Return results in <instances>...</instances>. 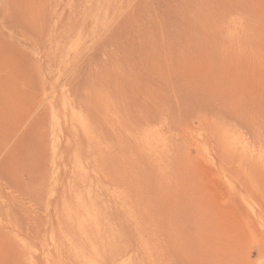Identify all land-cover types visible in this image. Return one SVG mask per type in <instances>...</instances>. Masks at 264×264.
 Returning a JSON list of instances; mask_svg holds the SVG:
<instances>
[{
    "label": "rangeland",
    "instance_id": "obj_1",
    "mask_svg": "<svg viewBox=\"0 0 264 264\" xmlns=\"http://www.w3.org/2000/svg\"><path fill=\"white\" fill-rule=\"evenodd\" d=\"M112 233L264 264V0H0V264H123Z\"/></svg>",
    "mask_w": 264,
    "mask_h": 264
},
{
    "label": "bare ground",
    "instance_id": "obj_2",
    "mask_svg": "<svg viewBox=\"0 0 264 264\" xmlns=\"http://www.w3.org/2000/svg\"><path fill=\"white\" fill-rule=\"evenodd\" d=\"M152 1V0H151ZM188 1V0H187ZM154 2V1H153ZM159 4V3H158ZM153 5H154V3H153ZM185 5V4H184ZM158 8V7H157ZM177 8V7H176ZM180 9V8H179ZM170 11V10H169ZM187 12V11H186ZM174 14V13H173ZM161 15V14H160ZM166 15H167V13H166ZM165 15V16H166ZM156 16V15H155ZM190 16V15H189ZM162 17V16H161ZM169 17V16H168ZM166 18V17H165ZM223 18V17H222ZM165 20V19H164ZM196 21V20H195ZM227 21V20H226ZM228 22H230V21H228ZM210 23V22H209ZM230 24V23H229ZM168 25V24H167ZM173 25V24H172ZM192 26V25H191ZM196 27V26H195ZM217 31V30H216ZM196 32V31H195ZM206 37V36H205ZM208 39V38H207ZM254 39V38H253ZM196 40V39H195ZM211 40V39H210ZM222 40V39H221ZM223 41H224V39H223ZM222 41V42H223ZM235 41V40H234ZM251 41V40H250ZM186 42V41H185ZM202 42V41H201ZM212 42V41H211ZM225 42H226V40H225ZM240 42V41H239ZM134 43V42H133ZM219 43V42H218ZM236 43V42H235ZM214 44V43H213ZM239 44V43H238ZM220 45H223V44H220ZM234 45V44H233ZM160 46V45H159ZM199 46V45H198ZM211 46V45H210ZM200 47V46H199ZM198 47V48H199ZM204 47V46H203ZM215 47H216V45H215ZM220 49V48H219ZM172 50V49H171ZM224 50V49H223ZM229 51V50H228ZM228 51H226V52H228ZM221 52H223V51H221ZM160 53V52H159ZM228 53H226V55H227ZM230 54V53H229ZM234 55V54H233ZM228 57V56H227ZM166 58V57H165ZM226 58V57H225ZM232 58V57H231ZM238 58V57H237ZM214 60H216L215 59V56H214V58H213ZM219 59H220V57H219ZM233 59V58H232ZM218 60V59H217ZM223 60V59H222ZM226 60V59H225ZM225 62V61H224ZM86 80H87V78H86ZM85 81V80H84ZM88 81V80H87ZM90 81V80H89ZM92 81V80H91ZM89 83V82H88ZM88 86H89V84H88ZM84 87V86H83ZM82 87V88H83ZM86 87V86H85ZM88 88H90V87H88ZM77 89V88H76ZM85 89H87V87L85 88ZM84 89V90H85ZM77 91H79V90H76V92ZM81 93V92H80ZM82 96V95H81ZM90 98V97H89ZM80 99V98H79ZM79 108V107H78ZM85 113V112H84ZM83 113V114H84ZM87 113V112H86ZM85 113V114H86ZM150 132H151V130H149ZM148 131V132H149ZM148 134V133H147ZM144 135V134H143ZM146 135V134H145ZM150 135V134H149ZM148 135V136H149ZM147 136V137H148ZM144 138V137H143ZM145 139H147V138H145ZM155 139V138H154ZM143 140V139H142ZM143 142H145V141H143ZM146 142H148V141H146ZM79 187V186H78ZM82 189V188H81ZM75 190V189H74ZM74 192H76V190L74 191ZM78 192V191H77ZM84 193V192H83ZM75 194V193H74ZM90 194V193H89ZM93 194V193H92ZM80 195V194H79ZM82 195V194H81ZM74 198V197H73ZM82 198L83 197H81V201H80V199H79V203H81L83 200H82ZM94 198V197H93ZM74 199H76V198H74ZM90 200V199H89ZM84 201H87V200H84ZM83 201V202H84ZM93 201V200H92ZM77 202H78V200H77ZM83 202L80 204L81 205V207H80V205H79V207L80 208H83V210H84V208L85 207H83ZM88 202H90V201H88ZM78 203V204H79ZM87 203V202H86ZM88 204V203H87ZM90 204V203H89ZM93 204V203H92ZM92 204H90L91 206H92ZM77 205V204H76ZM84 206H85V203H84ZM90 208V207H89ZM88 208V209H89ZM93 210L95 209L94 208V205H93ZM134 208V207H133ZM139 209H141V208H139ZM80 210V209H79ZM81 211H82V209H81ZM85 211V210H84ZM86 211H88L87 210V207H86ZM90 211V210H89ZM89 211H88V213H89ZM142 211V210H141ZM91 212V211H90ZM131 212H134V210L133 211H131ZM136 212H138V210H136ZM82 213H83V211H82ZM87 213V214H88ZM96 213V212H95ZM111 213V212H110ZM84 214V213H83ZM94 215V214H93ZM97 215L98 214H96V217H97ZM102 216L103 217V220H104V215H102V214H99V216ZM109 215V214H108ZM111 215V214H110ZM141 215V214H140ZM147 215V214H146ZM87 216V215H86ZM100 216V217H101ZM106 217H107V215H105ZM135 216V215H134ZM139 216V215H138ZM149 216V215H148ZM143 218L142 217V215L141 216H139V218ZM140 218V219H141ZM148 218V217H147ZM84 219H86L85 218V214H84ZM88 219H89V216H88ZM88 219H87V221H88ZM92 218H90V220H91ZM106 219V218H105ZM115 219V218H114ZM144 219L145 218H143L142 220H141V223H143L144 222ZM100 220V219H99ZM84 221V220H83ZM106 221V220H105ZM109 220H107V222H108ZM126 221H127V219H126ZM145 221H146V219H145ZM148 221H150V220H148ZM89 222V221H88ZM93 222V221H92ZM91 222V224H92V227H94L95 225L93 224ZM101 223L103 222V221H100ZM154 222V221H153ZM98 223V222H97ZM111 223V222H110ZM139 223V222H138ZM155 223V222H154ZM85 224H87V223H85ZM90 224V223H89ZM103 224H104V222H103ZM106 224V223H105ZM108 224V223H107ZM107 224H106V227H107ZM96 225H98V224H96ZM112 225V224H111ZM126 225V224H125ZM105 226V225H104ZM151 226V225H150ZM130 227V226H129ZM132 227V226H131ZM139 227V226H138ZM137 227V237L139 238V242L137 241V245H136V250H138V249H141V250H144V252H146L147 254H150V246H148V245H150L149 243V241H148V239L147 238H149V236H146V238H143V237H141V234H140V232H138V230H139V228ZM141 227V226H140ZM101 228H102V230H103V227H102V225H101ZM123 228V227H122ZM90 229H92V228H90ZM99 229V228H98ZM106 229V228H105ZM108 229V228H107ZM117 230V229H116ZM127 230V229H126ZM152 230V229H151ZM101 231V230H100ZM109 231V230H108ZM120 231V230H119ZM140 231V230H139ZM154 231V230H153ZM112 232V231H111ZM93 233H95V235L93 236V235H90V236H93L94 237V239H95V237H97V234H96V232H93ZM102 233H105V232H103L102 231ZM100 234V233H99ZM109 234V233H108ZM147 234V233H146ZM105 235V234H104ZM122 235H124V234H122ZM125 236V235H124ZM133 236H134V234H133ZM105 237V236H104ZM107 237V236H106ZM124 238V237H123ZM122 237H120V235H114L113 233L111 234V237H109V239L107 238V239H104L103 240V242H101L100 243V247H101V249H100V251L101 252H105L106 254H107V256H108V253L107 252H109V254H110V256H114L115 254H116V252H119V254L121 255V258L122 259H120V260H122V262H123V264H139V262H140V259L138 260V258H134V256H132V254H130V256H128V255H122L123 253H124V251H127V250H125V248H126V246L128 245V244H126L123 240H125V239H123ZM71 239V238H70ZM131 239V238H130ZM150 239V238H149ZM129 240V239H128ZM132 240V239H131ZM131 240H130V243L132 244V242H131ZM95 241V240H94ZM100 241V240H99ZM99 241H97V242H99ZM124 242V243H123ZM128 242V241H127ZM73 243V242H72ZM72 243H70V244H72ZM129 243V242H128ZM136 242H134V244H135ZM84 246H86V245H84ZM99 246V245H98ZM128 246H130V244L128 245ZM87 247H88V245H87ZM94 247H95V245H94ZM85 248V247H84ZM138 248V249H137ZM76 249V248H75ZM94 249V248H93ZM80 250V249H79ZM83 252V251H82ZM130 252V251H129ZM74 254V253H73ZM81 254V253H80ZM88 254V253H87ZM118 254V253H117ZM138 254V253H137ZM75 255V254H74ZM139 255V254H138ZM75 257V256H74ZM77 257V256H76ZM75 257V259H77ZM109 257V256H108ZM111 259V258H110ZM114 259V258H113ZM78 260V259H77ZM80 260V259H79ZM112 260V259H111ZM139 261V262H138ZM116 262V261H115ZM82 263V262H81ZM142 263V262H141ZM120 264V263H119ZM122 264V263H121Z\"/></svg>",
    "mask_w": 264,
    "mask_h": 264
}]
</instances>
